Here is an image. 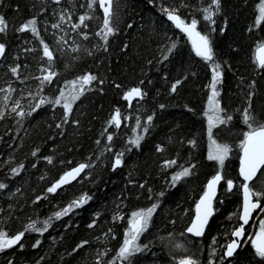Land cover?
<instances>
[{
  "label": "trees",
  "instance_id": "obj_1",
  "mask_svg": "<svg viewBox=\"0 0 264 264\" xmlns=\"http://www.w3.org/2000/svg\"><path fill=\"white\" fill-rule=\"evenodd\" d=\"M261 2L219 0L216 12L213 0H114L115 33L105 44L97 35L103 28V12L98 4L89 8L91 0H0V16L7 24L0 33V43L6 46L0 60V98L4 93L20 100L15 112L8 109L0 118V183L7 186L0 189V231L9 237L24 232L18 244L0 251V264H112L114 260L129 264L116 258L132 213L153 204L158 207L137 241L142 251L130 257V264L195 259V254L181 250L191 240L195 247L204 243L205 254L198 264H264L250 241L231 261L224 257L240 224V144L249 131L244 111L255 118L253 126L264 123V68L255 57L257 46L264 42V22L257 23ZM205 8L215 12V23L204 19ZM164 9L198 22L212 45V61L194 52ZM82 15L91 17L85 21L87 27L74 29ZM33 18L38 37L18 31ZM54 24L60 27L53 28ZM41 40L53 52L51 62L43 56ZM215 65L221 72L216 88L221 116L232 119L212 127L210 136L205 113ZM13 67L18 74L11 72ZM48 71L56 75L51 83H42ZM86 74L97 79L85 85L70 114L63 100L59 105L35 107L41 99L54 101L62 91L67 95L74 87L71 82ZM134 85L144 95L129 107L124 93ZM117 109L119 127L109 123ZM21 111L24 116L18 114ZM137 136L143 137L138 147L132 143ZM213 140L230 148L224 181L205 236L188 239L185 229L195 204L208 180L221 170L218 161L208 159ZM173 160L174 165H165ZM83 162L88 168L77 181L48 192L69 166ZM185 167L191 168V175L173 184L171 177ZM263 174L264 169L259 177ZM227 180L233 181L231 190ZM256 182L253 187L262 192ZM81 197L90 199L56 218ZM261 221L264 211L257 214V228ZM33 222L37 229L47 230L26 231ZM212 240L219 247L215 255L210 252Z\"/></svg>",
  "mask_w": 264,
  "mask_h": 264
},
{
  "label": "snow or ice",
  "instance_id": "obj_2",
  "mask_svg": "<svg viewBox=\"0 0 264 264\" xmlns=\"http://www.w3.org/2000/svg\"><path fill=\"white\" fill-rule=\"evenodd\" d=\"M57 3H59V0H56ZM98 4L99 7L103 10V28L97 35H102V38L107 43L108 37L113 35L115 33V29L112 27V17H113V0H91V3L88 5L89 8H91L93 5ZM213 4L215 5L216 12L219 11V0H213ZM167 17L169 20L175 22V26L177 28H180L183 32L187 33L188 36L192 39V44L195 48L196 54L203 59L207 61L213 60V51L210 45L209 38L205 35H202L200 32H198L197 29V21L195 19L191 20V22H186L184 19H182L175 10H168L164 9ZM204 12L206 15L204 16L205 20L211 21L212 23H215L213 20V16L215 15V12L211 11L210 8H205ZM91 17L87 15H82L79 17V23L74 24V29H79L81 25L85 24V21L90 19ZM61 20L64 19V16L61 15ZM264 22V0L259 5V20L257 23ZM37 20L35 18L29 20L25 24H23L18 31L24 32V31H31L33 34H35L37 37L39 36V30L36 27ZM53 28H59V24L52 25ZM7 30V24L5 22V19L3 16H0V33H4ZM85 39H87V36H84ZM43 45V56L47 57L49 62L53 60V52L50 50L49 46L43 42V40L40 41ZM175 47V45H173ZM6 46L3 43H0V57H3L5 55ZM258 65L260 68H264V45L260 46L258 49ZM11 72L13 74H18V69L16 67L11 68ZM213 83L211 84L212 89V95L209 97L208 106L210 109V112H206L205 115L208 117V125H209V135L211 136V130L212 127H214L216 124H227L228 121L232 119L231 116L225 115L221 116V112L223 111L220 108L219 102L217 100V97L219 93L216 90L217 84L220 82L221 72L219 71V65H215L213 67ZM56 73L52 71H48L47 75L43 76V82L51 83ZM97 77H95L92 74H86L79 78V81H72L71 83L74 85L72 90L66 95L63 91L60 93V97L55 99L54 101L51 100H45L41 99L39 104H37L35 107L39 108L41 105L45 103H54V104H61V101L63 100V108L66 110V113L70 114L72 111V105L73 103L80 98V96L85 91V85H90L93 81H95ZM103 83V81H100ZM79 83V88H76L75 85ZM180 83L177 81V84ZM119 87V86H117ZM176 90V85L174 84L172 86V91ZM2 91V90H0ZM8 91H14V89L9 88ZM144 93L142 92L141 88L134 87L130 89L124 96V99L127 101H132L134 98H143ZM5 101H7L8 97H4ZM249 102V107H250ZM17 107H19V104L17 103ZM163 107V106H161ZM12 111H16V107L12 108ZM20 116H24L25 113L23 111L18 113ZM0 118H3V112H0ZM254 117L250 115L249 111L246 109L244 111L243 120L244 123L248 125L249 131L244 133V138L241 141L240 148L243 151V157L241 159V167H240V175L243 177L245 183L240 185V187L243 189V195H244V203H243V214L241 216V220L243 223L239 228H237L233 232V236L237 238H243L244 237V225L248 224L249 219L251 217V213L257 209L261 208L260 199L261 197H264V192L259 191H253L252 188L249 187L248 181H251L257 173L260 171L262 167H264V123L256 124V126H253ZM152 120V117H148V122L150 123ZM110 124H114L117 127L121 124V113L119 109L116 110L115 114L111 118ZM59 126V125H58ZM137 127H139V123L137 124ZM144 131H147V128L144 129ZM109 141L112 140V136L109 135L107 137ZM143 139L142 136H137L135 140L132 141L134 145L137 147L139 146L140 141ZM191 143H195L192 141ZM161 150L162 149H158ZM230 152V148L227 145H220L217 144L214 140L212 141L211 150L208 155V159L218 161V163L222 166L224 164L225 159L228 157V154ZM35 155V153H33ZM49 162H51V158H48ZM176 161H166L165 165L170 167L174 165ZM121 164V159L119 157L115 160V165L119 166ZM88 165L80 164L77 168L72 169L71 171L64 174V176L61 177V179L56 182L52 187L48 189L49 193H54L57 191L58 188H60L63 184L69 183L71 180L75 179ZM14 172H18L19 169H14ZM191 168L185 167L181 171L176 172L172 177L171 180L173 184L179 182L183 178L188 177L191 175ZM223 176L218 172L215 176L212 177V179L208 182L206 186V191L201 196L199 202L195 206V218L193 219L191 226L187 228V233H192L196 236H202L204 233V228L207 225L208 219L213 214V200L216 196V189L217 185L223 180ZM227 187L229 190L233 188V181L227 180L226 181ZM7 186L3 183H0V189H4ZM160 195H163L161 193ZM257 199H253V198ZM86 199L81 197V199L74 201L72 204H70L67 208H65L63 211L58 212L55 214L56 218H59L61 216L67 215L74 207H80L82 204L86 203ZM158 205L153 204L148 209H142L136 212L132 213L131 220H130V227L128 228L125 238L123 240V243L121 247L118 250L117 258L121 262L128 261L130 264V257H132L135 253L141 252L142 248L138 245L137 241L140 237V235L147 230L151 217L153 213L155 212ZM264 210V209H262ZM49 222L45 221V224L47 225ZM27 230H36V231H46L47 228H44L43 230L37 229L35 223H31L28 225ZM24 236V232H20L15 236L9 237L8 234L4 231H0V251H3L7 248H11L14 245L18 244L22 237ZM39 243V242H37ZM83 243H87L86 241ZM253 247L255 248L256 255L264 258V221H261L259 224V232L256 235L255 239L252 241ZM83 244H81L79 247H82ZM239 240H233L231 243L227 245V251L225 255L227 257H231L236 250L237 247H239ZM179 247V246H178ZM112 264H115V260L112 262ZM179 264H198V262L193 259L192 257H185L183 259H180Z\"/></svg>",
  "mask_w": 264,
  "mask_h": 264
},
{
  "label": "water",
  "instance_id": "obj_3",
  "mask_svg": "<svg viewBox=\"0 0 264 264\" xmlns=\"http://www.w3.org/2000/svg\"><path fill=\"white\" fill-rule=\"evenodd\" d=\"M60 1H63V0H59V2ZM113 3H114V0H113ZM102 10V9H101ZM112 11H113V7H112ZM102 12H103V10H102ZM177 13V12H176ZM178 14V13H177ZM179 15V14H178ZM180 16V15H179ZM181 17V16H180ZM182 18V17H181ZM167 19H168V17H167ZM183 19V18H182ZM168 21H170L174 26H175V22H173V21H171V20H169L168 19ZM186 22H191V21H188V20H185ZM176 27V26H175ZM177 28V27H176ZM177 29H179L181 32H183L180 28H177ZM198 32H200L202 35H205L201 30H200V28L198 27V25H197V29H196ZM184 33V35L188 38V40L190 41V43H191V46H192V48L194 49V51H195V48H194V46H193V44H192V39L188 36V34L187 33H185V32H183ZM206 36V35H205ZM210 45H211V43H210ZM262 45H264V43L263 44H261V45H259L257 48H256V50H255V57H256V60H257V62H258V59H257V57H258V49L260 48V46H262ZM211 48H212V46H211ZM212 51H213V49H212ZM5 53H6V51H5ZM195 53H196V51H195ZM4 57V56H3ZM3 57H0V60H2V58ZM141 88V87H140ZM141 90H142V92H143V89L141 88ZM129 91V90H128ZM127 91V92H128ZM126 92V93H127ZM136 99H139V98H134L132 101H128V103L131 105L133 102H134V100H136ZM242 157H243V151H241V157H240V163H239V174H240V167H241V159H242ZM82 164H85V163H82ZM80 164H78V165H75V166H73L72 168H71V170L72 169H74V168H77L78 166H79ZM86 165V164H85ZM87 168V167H86ZM86 168L75 178V179H73V180H71L69 183H66V184H63L60 188H58L57 189V191L59 190V189H61V188H64L65 186H67L68 184H71V183H73V182H75V181H77L83 174H84V172H85V170H86ZM263 168L264 167H262L261 169H260V171L257 173V175L251 180V181H248L247 183L249 184V187L250 188H252L251 187V185H252V183L258 178V176H259V174L261 173V171L263 170ZM71 170H69V171H71ZM68 171V172H69ZM220 173L222 176H223V178H224V172L222 171V170H219V171H217L213 176H215L217 173ZM67 173V172H66ZM65 174V173H64ZM64 174L62 175V176H64ZM61 176V177H62ZM212 176V177H213ZM61 177L56 181V182H58L60 179H61ZM212 177L208 180V182L212 179ZM240 177L242 178V180H243V183H245V181H244V179H243V177L240 175ZM223 181H224V179L223 180H221V182L217 185V189H216V196H215V198H214V200H213V214H212V216H210L209 217V219H208V222H207V225L205 226V228H204V233H203V235L202 236H196V235H194V234H192V233H188V234H190V235H192L194 238H198V239H200V238H203L204 237V235L206 234V232H207V228H208V226H209V223H210V221H211V219L213 218V216H214V214H215V202H216V199H217V197H218V195H219V191H220V187H221V184L223 183ZM55 182V183H56ZM208 182H207V184H208ZM54 183V184H55ZM53 184V185H54ZM207 184H206V186H207ZM205 191H206V187H205ZM204 191V192H205ZM203 192V193H204ZM203 195V194H202ZM201 195V196H202ZM201 196L199 197V199H198V201H197V203L199 202V200H200V198H201ZM254 200L256 199L255 197L253 198ZM196 203V204H197ZM243 203H244V195H243V189H242V205H241V211H240V221H241V224L243 223V221L241 220V216H242V214H243ZM260 204H261V206H262V202L260 201ZM260 209H257V210H255V211H253L252 213H251V217H250V219H249V222H248V224H246V225H244V237L243 238H237V237H235V236H233V240H239V244H240V246L239 247H237L236 248V250L234 251V253H233V255L231 256V257H227L226 255H225V258H226V260H231V259H233L234 257H235V255H236V253L239 251V249L241 248V245H242V243L244 242V239H245V236H246V228L252 223V221H253V218H254V216H255V214L259 211ZM195 218V213H194V216H193V219ZM193 219H192V221H193ZM192 221H191V223H192ZM191 223H190V225L188 226V227H190L191 226ZM241 226V225H240ZM239 226V227H240ZM238 227V228H239ZM236 230V229H235ZM234 230V231H235ZM187 232V231H186ZM233 240H231L229 243H231ZM226 251H227V248H226V250H225V253H226Z\"/></svg>",
  "mask_w": 264,
  "mask_h": 264
},
{
  "label": "rangeland",
  "instance_id": "obj_4",
  "mask_svg": "<svg viewBox=\"0 0 264 264\" xmlns=\"http://www.w3.org/2000/svg\"><path fill=\"white\" fill-rule=\"evenodd\" d=\"M5 96H7V95L3 93L2 96H1V98H0V112H5L8 109H11L12 110L13 107H16V109H17L18 108L17 107V103L20 106V100H19V98H14L10 94V95L7 96L8 97L7 101H5V99H4ZM217 100H218V97H217ZM208 112H210V109L209 108H208ZM229 156H230V154H228V157ZM227 158L225 159L224 163L226 162ZM220 167H221V170H223L224 164L222 166L220 165ZM239 184H240V182H239ZM255 184H256V188H260L259 190L262 189V187H263L262 185H264V174L261 176V178ZM257 190L258 189H255L253 187V191H257ZM252 228L255 229V230L253 232V229H252V234L249 235V238L248 239L253 241L255 239L256 235L259 232V228L257 229L255 226H253ZM209 247L211 249L210 252L212 253V255H215L216 254V251H218V249H219L218 246H215V241L214 240L211 241V244H210ZM204 249H205L204 243H202V242L199 243L198 242L197 243V246L195 247V245L192 242V240L191 241H188L186 243H183L181 245V250L182 251H185V252L191 253V254H195V256H196L195 260L197 262L198 261L200 262L203 259L204 254H205L204 253ZM212 261H213V259H211V262Z\"/></svg>",
  "mask_w": 264,
  "mask_h": 264
},
{
  "label": "flooded vegetation",
  "instance_id": "obj_5",
  "mask_svg": "<svg viewBox=\"0 0 264 264\" xmlns=\"http://www.w3.org/2000/svg\"><path fill=\"white\" fill-rule=\"evenodd\" d=\"M264 169V168H263ZM263 171V170H262ZM260 175V174H259ZM261 177H259L258 176V178L254 181V182H256L257 180H259ZM254 182H253V184H254ZM253 184L251 185V187H252V189H253ZM263 186V185H262ZM242 190V189H241ZM257 199V198H256ZM262 202V206H261V208H260V210L255 214V216H254V218H253V221H252V223L246 228V236H245V239H244V242L242 243V245H241V247H243V245L245 244V243H248L249 241H250V244L253 246V243H252V240H249L248 238H249V235L250 234H252V227L253 226H255L256 227V218H257V214L258 213H260V212H263L264 210H262V209H264V200L263 201H261ZM242 205V204H241ZM241 211V210H240ZM239 220H240V218H239ZM241 225V221H240V224L235 228V229H237L239 226ZM257 228V227H256ZM234 229V230H235ZM258 229V228H257ZM234 230H233V232H234ZM254 230L255 229H253V232H254ZM233 232H232V235H231V240H233ZM205 236V235H204ZM198 239V238H197ZM200 239H202V238H200ZM230 240V241H231ZM229 241V242H230ZM229 242L227 243V245L229 244ZM227 245H226V247H225V249L227 248ZM255 249V248H254ZM240 250V249H239ZM232 260V259H231ZM230 260V261H231Z\"/></svg>",
  "mask_w": 264,
  "mask_h": 264
},
{
  "label": "bare ground",
  "instance_id": "obj_6",
  "mask_svg": "<svg viewBox=\"0 0 264 264\" xmlns=\"http://www.w3.org/2000/svg\"><path fill=\"white\" fill-rule=\"evenodd\" d=\"M184 20H185V19H184ZM169 22H170V21H169ZM182 33H183V32H182ZM183 34H184V33H183ZM186 38H187V37H186ZM187 39H188V38H187ZM263 43H264V42L260 43L259 45H261V44H263ZM259 45H258V46H259ZM211 46H212V45H211ZM258 46H257V47H258ZM193 50H194V49H193ZM194 52H195V51H194ZM257 64H258V62H257ZM258 66H259V65H258ZM134 87H139V88H140L139 85H134V86L130 87V89H132V88H134ZM218 87H219V85L216 86V88H218ZM130 89H128V90H130ZM128 90H126V92H127ZM126 92L124 93V96H125ZM139 99H140V98H139ZM139 99L134 100V102H133L131 105L129 104L128 106H129V107L132 106V105H133L135 102H137V100H139ZM127 102H128V101H127ZM83 163H85V162H83ZM80 164H82V163H80ZM85 164L88 165L87 163H85ZM72 167H73V166H69V169H67L64 173H66V172H68L69 170H71ZM87 168H88V167H87ZM87 168H86V170H87ZM86 170H85V171H86ZM64 173H63V174H64ZM63 174H62V175H63ZM62 175H61V176H62ZM61 176H60V177H61ZM60 177H59V178H60ZM59 178H58V179H59ZM58 179H57V180H58ZM57 180H56V181H57ZM56 181H55V182H56ZM55 182H54V183H55ZM242 184H243V183H242ZM261 190H262V192H264V185H263V187H262ZM198 199H199V198H198ZM259 199H260V201H263L264 197H261V198H259ZM197 201H198V200H197ZM195 206H196V204H195ZM192 219H193V218H192ZM192 219H191V221H192ZM191 221L189 222V224L187 225V227H186V229H185V233H186V236H187L188 239H189L190 237H191V238H194L192 235H190V234H188V233L186 232V230H187L188 226L190 225ZM225 250H226V249H224V257H225ZM179 261H180V260H179ZM179 261H178L177 264H179ZM225 261H230V260H226V258H225Z\"/></svg>",
  "mask_w": 264,
  "mask_h": 264
}]
</instances>
